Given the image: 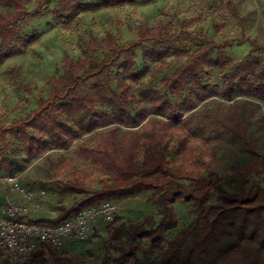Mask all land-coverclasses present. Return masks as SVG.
Segmentation results:
<instances>
[{
    "label": "trees",
    "instance_id": "trees-1",
    "mask_svg": "<svg viewBox=\"0 0 264 264\" xmlns=\"http://www.w3.org/2000/svg\"><path fill=\"white\" fill-rule=\"evenodd\" d=\"M50 1L42 0L29 12L25 6L30 0H0V65L36 41L37 35L23 37L20 32L32 19L43 15L42 8ZM55 1L73 4L80 13L134 2ZM184 38L196 40L197 36L185 29L172 33L160 22L140 27L137 38L127 45H119L112 35L103 40L91 36L81 58L74 61L65 53L62 72L52 78L48 96H40L36 107L24 117L0 123V170L7 174L12 170L2 153L14 141L32 160L50 147L45 138L66 146L96 131L95 145L84 143L75 152L108 179L100 182V189L85 188L89 176L74 171L81 183L66 184L65 192L82 196L70 208H61L63 217L144 191L154 192L151 202L160 215L159 221L146 217L111 229L104 249L110 248L118 255L112 260L115 264H139L138 252L144 250V240L148 241V256L158 251L164 264H264V189L248 178L252 173L264 172V154L248 144V125L242 122L238 102L243 97L264 101V70L260 63L247 59L231 65L221 55L209 58L214 48L210 42L174 74L163 78L168 95L157 89H141L137 95L125 82L129 79L135 83L147 72L135 69L137 49L144 61L177 60L187 55L177 43ZM228 66L221 85L197 81L204 68ZM114 67L125 77L118 81L120 93L111 86L110 71ZM256 78L262 79V84ZM186 89L192 92V98L185 102L171 100L169 95L179 97ZM216 97L223 103L203 107L210 105L207 99ZM215 126L255 158V162L237 168L238 180L230 188L209 168L200 148L216 134ZM172 150L169 163L167 155ZM177 203H187L195 218L160 250L166 243L165 234L177 226L173 207ZM25 264L88 263L64 251L39 247Z\"/></svg>",
    "mask_w": 264,
    "mask_h": 264
},
{
    "label": "rangeland",
    "instance_id": "rangeland-1",
    "mask_svg": "<svg viewBox=\"0 0 264 264\" xmlns=\"http://www.w3.org/2000/svg\"><path fill=\"white\" fill-rule=\"evenodd\" d=\"M41 1L30 0L25 6L26 10L31 12ZM101 1L105 0H80L84 4H98ZM133 1L86 13L76 11L74 5L67 2L51 0L45 5L42 8L43 15L32 19L20 32L23 37L37 35L36 41L20 55L11 57L0 65V123L9 124L24 117L36 107L40 96L47 97L52 78L62 72L64 54L67 53L74 61L81 58L91 36L103 40L107 35H112L119 45H127L137 38L140 27H152L160 22L172 33L185 29L197 36V39L178 40L179 48L185 50L187 55L177 60L170 57L162 63L144 61L141 58V50L137 49L135 69H147V72L135 83L129 79L125 80L137 95L141 89H157L163 95H168L163 78L174 74L192 55L209 46L210 42H213L214 48L208 53L209 58L221 55L229 59L231 65L253 59L257 60L264 70V0ZM230 67L204 68L197 81L203 85H221L223 76ZM110 77L112 88L120 93L118 81L125 78L123 73L118 67H114L110 71ZM256 81L258 84L263 82L260 78H256ZM169 96L174 102H185L192 98V92L186 89L179 97ZM205 102L210 105H204V108L216 107L223 103L217 97L209 98ZM238 102L242 122L248 125V144L264 154V101L243 97L239 98ZM216 129V134L214 133L208 142L202 143L200 148L209 168L214 169L222 184L230 188L238 180L237 168L255 162V158L230 135H225L220 127ZM95 133L96 131L86 133L66 146L60 145L54 139L45 138L50 147L32 160L27 159L19 143L14 141L5 147L2 153L12 166L8 174L19 176L25 189H34L36 196L32 200H46L51 207L60 209L63 196L69 194L65 192L66 184L81 183L73 175L74 171L89 176L83 184L85 188L100 189V182L108 179L107 176L96 172L91 163L81 159L75 152L84 143L95 145ZM173 154L174 150L167 155L169 163ZM170 167L173 169L171 164ZM248 178L250 182L264 189V172L252 173ZM14 193L22 195L20 192ZM153 194L154 192L144 191L117 199L114 202V222L108 223L104 218H98L97 222L101 223L103 230H108L109 227L112 229L120 223L127 224L146 217L159 221V209L151 202ZM81 196L76 197L79 199ZM173 207L178 223L165 234L166 243L160 250L165 249L167 243L195 218L187 203H177ZM106 238L99 234L92 240L95 245L82 241L75 244L78 250L90 249L92 256L85 254V257H92L91 262H95L92 264H115L112 260L118 255L110 248L104 249V245L109 241ZM141 245L144 250L138 252L139 264H164V259L158 251L153 256H148V241H142ZM25 260L0 252V264H25Z\"/></svg>",
    "mask_w": 264,
    "mask_h": 264
},
{
    "label": "built area",
    "instance_id": "built-area-1",
    "mask_svg": "<svg viewBox=\"0 0 264 264\" xmlns=\"http://www.w3.org/2000/svg\"><path fill=\"white\" fill-rule=\"evenodd\" d=\"M0 184L8 193L20 192L32 200L36 192L25 189L21 178L0 172ZM43 193V192H42ZM29 208L14 202H0V252L6 256L25 260L36 248L46 247L61 251L66 241L77 243L88 238L89 231L98 218L114 222L115 207L107 201L86 207L79 213L62 220H32Z\"/></svg>",
    "mask_w": 264,
    "mask_h": 264
},
{
    "label": "crops",
    "instance_id": "crops-1",
    "mask_svg": "<svg viewBox=\"0 0 264 264\" xmlns=\"http://www.w3.org/2000/svg\"><path fill=\"white\" fill-rule=\"evenodd\" d=\"M231 1H238V0H231ZM0 172L4 173L3 171H0ZM32 190H34V189H32ZM76 196L77 195H73L71 193L64 195L62 203L60 204V206L62 208H65V209L70 208L73 205V203L76 200H78ZM7 201L14 202V203H17L20 205L28 206V208L30 210L28 218H30L32 220H53V221H56V220L64 219V217L62 215V209L61 208L56 209V208H53V206L51 207L49 205V203L46 202V200H41V201L30 200L29 201L23 195L16 194L14 192L8 193L5 189V187L2 184H0V202L4 203ZM107 202L109 204L113 205L114 207H116V205L114 204L115 200H109ZM110 233H111L110 227L108 228V230H103L101 228V223L97 222V220H96L95 223L93 224L91 230L89 231V234H88V238H90V239L87 238L86 240H84L82 242L88 243L89 245H91V244L95 245L94 244L95 242H93L92 240H93V238L99 236V234L107 237L106 240L108 241V240H110ZM91 234H94V236H91ZM76 244L69 242V241H66L65 246L63 247V249L61 251H64V252L70 254L71 256H73L74 258H76L80 261L87 262L88 264L95 263L94 261L91 262V260L93 259L92 257H90V258L85 257V254H89L90 256H92L90 249H85L82 251L78 250Z\"/></svg>",
    "mask_w": 264,
    "mask_h": 264
}]
</instances>
